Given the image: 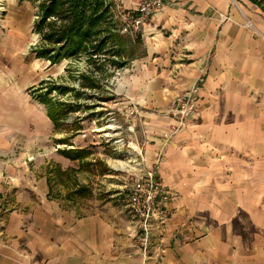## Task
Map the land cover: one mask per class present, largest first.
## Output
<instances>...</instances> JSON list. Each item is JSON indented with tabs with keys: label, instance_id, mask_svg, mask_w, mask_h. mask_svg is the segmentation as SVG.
Instances as JSON below:
<instances>
[{
	"label": "crops",
	"instance_id": "1",
	"mask_svg": "<svg viewBox=\"0 0 264 264\" xmlns=\"http://www.w3.org/2000/svg\"><path fill=\"white\" fill-rule=\"evenodd\" d=\"M119 1L126 10L137 4ZM8 17L0 27V196L12 205L0 209V264H264V0H164L136 35L144 54L130 61L117 94L137 101L144 168L157 161L172 193L147 261L121 215L49 196L41 164L74 163L15 154L36 152L55 126L28 93L50 63L29 59L38 36L18 23L22 14ZM195 85L194 111L179 127L167 110Z\"/></svg>",
	"mask_w": 264,
	"mask_h": 264
},
{
	"label": "rangeland",
	"instance_id": "2",
	"mask_svg": "<svg viewBox=\"0 0 264 264\" xmlns=\"http://www.w3.org/2000/svg\"><path fill=\"white\" fill-rule=\"evenodd\" d=\"M113 2L118 26L120 29H124L128 22L123 17L126 16L130 19L135 16V8L126 10L119 0H113ZM28 6L21 3V0H0V27L8 28L6 22L11 19L7 18V15L14 9L23 17L18 23H22L23 28L33 32L36 21L35 8L32 9ZM139 30L136 32L121 30L122 34L128 35L130 38L131 48L129 50L133 57L144 54L140 38L136 37ZM35 45L36 42H32L30 48L28 47L27 56L29 59L35 57L32 52ZM112 59L117 61L116 58ZM130 64L129 61L122 69L110 68V77L106 81L98 82L100 88H91L85 81H82V72L87 71L90 67L86 61L75 63L69 61L66 67L59 64L50 65V71L44 70L46 77L43 78V81L70 89L65 94L53 91L51 97L79 109L70 113L66 120L60 123L59 128L55 129V133L47 137L46 141L38 142L40 146L35 150L36 152L28 153L22 148L14 151L16 155L29 154L30 156H26L27 161L33 162L35 154L47 158L56 154L74 163L73 165L69 164L68 168H64L65 166L58 162L41 164L46 168L51 192L49 196L71 209L80 206L90 212L98 206L102 211L121 215L123 220L129 222L130 229L127 231L134 248L138 224L128 206L125 186L136 179L142 170H146L142 154L146 147L148 134L137 101L128 100L126 102L125 99H122L123 96L120 97L117 94L121 80L130 74L128 72ZM38 82L28 89V93L32 100L41 104L35 95L37 93L32 92L39 88L41 82ZM171 105L167 113L179 124L178 119L169 113ZM129 107H135L136 111L133 110V114H128ZM185 123L186 121L182 125ZM178 129L177 127L174 133H170V136L174 135ZM81 150H88L90 155L82 160H71L63 154L64 151ZM147 168H154V165L147 166ZM79 189H84L85 192L75 194ZM58 193H61V198ZM11 205L9 195L0 196L1 210L11 211ZM2 216L0 215V220Z\"/></svg>",
	"mask_w": 264,
	"mask_h": 264
},
{
	"label": "trees",
	"instance_id": "3",
	"mask_svg": "<svg viewBox=\"0 0 264 264\" xmlns=\"http://www.w3.org/2000/svg\"><path fill=\"white\" fill-rule=\"evenodd\" d=\"M21 1H28L35 8L33 33L38 36V41L32 48L35 58L46 60L50 65L63 61H86L90 67L82 72L81 78L91 88H100L98 82L106 81L110 77V68L122 69L135 58L129 50L130 38L122 34L123 29L118 26L113 0ZM250 1L258 5L262 3V0ZM53 91L65 94L70 89L42 81L39 88L32 92L37 93L35 95L46 107L57 130L60 123L79 108L53 99ZM63 154L71 160H82L90 152L64 151ZM83 192L84 189H79L75 194Z\"/></svg>",
	"mask_w": 264,
	"mask_h": 264
},
{
	"label": "built area",
	"instance_id": "4",
	"mask_svg": "<svg viewBox=\"0 0 264 264\" xmlns=\"http://www.w3.org/2000/svg\"><path fill=\"white\" fill-rule=\"evenodd\" d=\"M164 5V0H138L135 7V16L122 17L128 22L123 32L137 31L147 24L156 13ZM245 25L254 30L251 21L246 20ZM198 85L184 91L178 95L169 113L176 117L179 125H182L191 113L194 111V103L196 101ZM136 108L129 107L128 114H133ZM177 127L170 130L174 133ZM142 170L139 176L126 184V200L133 216L136 218L138 229L135 235V248L138 249L144 260L147 261L150 256V250L154 243V231L158 229L165 221L169 202L172 198L170 189L166 188L157 178L156 168ZM160 253L164 252V248L158 245Z\"/></svg>",
	"mask_w": 264,
	"mask_h": 264
}]
</instances>
